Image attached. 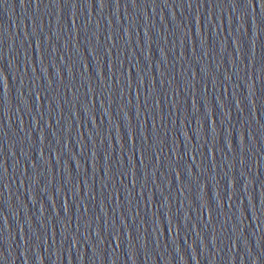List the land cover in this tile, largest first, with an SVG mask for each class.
Returning a JSON list of instances; mask_svg holds the SVG:
<instances>
[{
	"label": "water",
	"instance_id": "obj_1",
	"mask_svg": "<svg viewBox=\"0 0 264 264\" xmlns=\"http://www.w3.org/2000/svg\"><path fill=\"white\" fill-rule=\"evenodd\" d=\"M0 264H264V0H0Z\"/></svg>",
	"mask_w": 264,
	"mask_h": 264
}]
</instances>
